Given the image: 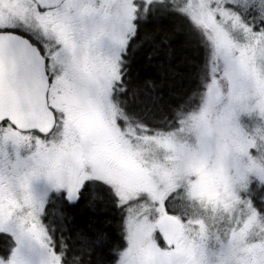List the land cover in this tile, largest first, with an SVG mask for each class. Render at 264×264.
<instances>
[{
	"label": "snow or ice",
	"instance_id": "obj_1",
	"mask_svg": "<svg viewBox=\"0 0 264 264\" xmlns=\"http://www.w3.org/2000/svg\"><path fill=\"white\" fill-rule=\"evenodd\" d=\"M0 264H264V0H0Z\"/></svg>",
	"mask_w": 264,
	"mask_h": 264
},
{
	"label": "trees",
	"instance_id": "obj_2",
	"mask_svg": "<svg viewBox=\"0 0 264 264\" xmlns=\"http://www.w3.org/2000/svg\"><path fill=\"white\" fill-rule=\"evenodd\" d=\"M90 214H91L90 210H87V209L83 210V217L84 218H87Z\"/></svg>",
	"mask_w": 264,
	"mask_h": 264
}]
</instances>
